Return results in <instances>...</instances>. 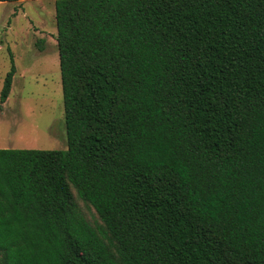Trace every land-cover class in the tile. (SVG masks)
Returning <instances> with one entry per match:
<instances>
[{
    "label": "trees",
    "instance_id": "trees-1",
    "mask_svg": "<svg viewBox=\"0 0 264 264\" xmlns=\"http://www.w3.org/2000/svg\"><path fill=\"white\" fill-rule=\"evenodd\" d=\"M54 7L67 148H0V264H264V0Z\"/></svg>",
    "mask_w": 264,
    "mask_h": 264
},
{
    "label": "rangeland",
    "instance_id": "rangeland-1",
    "mask_svg": "<svg viewBox=\"0 0 264 264\" xmlns=\"http://www.w3.org/2000/svg\"><path fill=\"white\" fill-rule=\"evenodd\" d=\"M54 1L0 2V90L10 54L15 65L0 103V148H67ZM73 197L85 220L101 225L92 207Z\"/></svg>",
    "mask_w": 264,
    "mask_h": 264
},
{
    "label": "crops",
    "instance_id": "crops-1",
    "mask_svg": "<svg viewBox=\"0 0 264 264\" xmlns=\"http://www.w3.org/2000/svg\"><path fill=\"white\" fill-rule=\"evenodd\" d=\"M4 147V146H3Z\"/></svg>",
    "mask_w": 264,
    "mask_h": 264
}]
</instances>
